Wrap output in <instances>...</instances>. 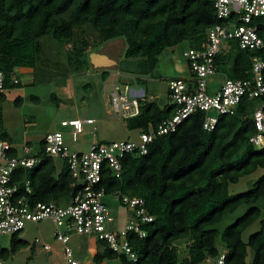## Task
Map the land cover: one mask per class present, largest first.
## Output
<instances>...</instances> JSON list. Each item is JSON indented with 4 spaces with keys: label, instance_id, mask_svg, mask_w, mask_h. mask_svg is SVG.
<instances>
[{
    "label": "trees",
    "instance_id": "16d2710c",
    "mask_svg": "<svg viewBox=\"0 0 264 264\" xmlns=\"http://www.w3.org/2000/svg\"><path fill=\"white\" fill-rule=\"evenodd\" d=\"M219 22L225 20L217 18L214 0H0V70L5 75L0 101L6 91L21 84L18 68L39 74L42 66L53 63L46 52L47 38L58 41L56 45L62 49L66 46L68 61L78 69L89 67V53L95 47L123 38L125 52L119 69L138 76L151 73L167 48L185 41L189 48H200L210 27ZM85 24L93 27L92 42L85 38V31L78 30ZM260 34L264 37L262 28ZM255 56L264 59V46L242 50L237 40H231L216 56L218 74L251 78ZM132 59L135 66L129 67ZM262 102L245 96L233 114L219 115L213 130L203 126L206 113L195 112L175 132L157 135L147 154H127L122 175L106 176L107 193L121 191L143 198L154 220L141 223L147 231L145 237L128 232L137 260L100 241L101 249L91 264L113 260L121 264H205L207 258L217 259L221 254H225L226 264H248L249 248L253 250L251 264H264V220L247 242L242 238L244 230L261 215L256 203L264 199V174L247 191L229 195L230 184L264 168V146L250 142L257 132L252 115ZM175 111L174 103L162 108L147 99L139 102V113L126 117V123L130 129L156 134L158 125ZM1 126L0 122V138L14 142ZM42 146L41 141V161L20 169L19 177L30 180L33 201L67 205L74 195V177L65 162L56 174V159L45 154ZM243 204L249 205L248 211L224 231L211 227ZM117 217L120 225L122 218ZM127 218H134L133 211H128ZM183 241L188 255L180 258L176 243ZM24 245L20 241L11 249L0 247V256L7 258Z\"/></svg>",
    "mask_w": 264,
    "mask_h": 264
},
{
    "label": "built area",
    "instance_id": "2783aa9c",
    "mask_svg": "<svg viewBox=\"0 0 264 264\" xmlns=\"http://www.w3.org/2000/svg\"><path fill=\"white\" fill-rule=\"evenodd\" d=\"M214 1L217 18L225 22L210 27L200 48H189L183 53L189 62L191 78L168 80L169 97L176 111L171 118L158 125L156 134L141 132L138 142L121 140L96 143L86 152L72 150L61 131L46 133L36 151L29 140L19 146L0 138V235L22 231L28 221L51 220L56 225L53 236L62 245L65 264H82L70 245L72 231L91 242L106 241L110 248L126 252L131 259L137 260L128 232L133 230L140 237H145L147 231L142 229L141 223L151 222L154 217L147 212L143 198L121 191L107 193L104 184L106 176L122 175V161L127 154L135 151L147 154L149 144L157 135L175 132L185 119L198 111L206 113L204 128L213 130L219 115L233 114L245 96L263 100L252 115L257 132L250 137V142L256 147L264 146V59L258 56L252 58L251 78L225 77L211 93L209 78L218 74L216 56L231 40H237L242 50H255L264 46V37L260 34L261 28L264 31V0ZM4 80L5 75L0 70V94L4 90ZM14 81L18 82L19 78L15 77ZM126 92L131 99L118 83L114 84L111 94L113 108L127 117L137 115L139 102L148 99L147 93L130 85L126 86ZM212 111H216L217 115H213ZM85 123L93 124L95 119L73 118L61 122L64 127H71L74 141L84 132ZM41 141L44 153L62 159L74 177V195L67 205L33 201L30 180H21L19 177L20 169L32 168L41 161L38 154ZM107 194L117 196L134 213V218H127L122 227L106 200ZM62 225L66 227L63 229ZM44 249L55 251L48 243L44 244ZM205 264H226L225 254L217 259L207 258Z\"/></svg>",
    "mask_w": 264,
    "mask_h": 264
},
{
    "label": "rangeland",
    "instance_id": "374dc122",
    "mask_svg": "<svg viewBox=\"0 0 264 264\" xmlns=\"http://www.w3.org/2000/svg\"><path fill=\"white\" fill-rule=\"evenodd\" d=\"M91 24H85L78 29L86 32L85 38L91 42L95 40L92 34ZM93 28V27H92ZM77 31V29H76ZM78 31V33H80ZM49 39V40H48ZM52 42V43H51ZM58 42V41H57ZM54 40H45L46 52L51 57V65H44L39 74L34 70L17 69V74L21 79V84L5 92L6 96L0 101V122L1 130L6 131L13 138L14 143L21 145L29 140L33 149L39 148L40 140L48 132L61 131L64 134L65 142L72 150L86 152L96 143L140 140L141 129H130L126 123L123 112H117L112 105L111 94L114 84L118 83L121 89L131 99L126 92V86L146 91L148 99L156 102L160 107L172 104L170 99L168 80L172 78H191V72L184 56V52L189 48V42L185 41L177 46L164 50L159 55L158 61L151 73L128 74L119 69V63L124 59L125 41L123 38H116L103 45L95 47L92 52H96L104 46L101 53L107 55L112 64L103 67H93L89 64L87 69L76 68L74 62L68 61V54L64 46L56 45ZM59 43V42H58ZM92 52L89 53V60ZM91 63V62H90ZM135 60L128 62V66H135ZM79 65V64H78ZM80 66V65H79ZM30 69V68H29ZM136 77L142 78L141 82L135 81ZM210 93L216 90L225 75L219 73L209 77ZM132 81L126 84L125 81ZM217 115L216 111H212ZM95 119L93 124H84V132L80 134L77 141L73 140L71 127L62 126L61 122L68 119ZM56 174L63 168V160L56 159ZM264 174V168H259L251 175L242 177L237 183L230 184L229 195L247 191L253 183ZM109 206L113 214L120 215L121 224L124 226L128 211L131 209L121 204L118 197L107 196ZM261 209L258 220L246 228L242 234L245 242L249 240L252 233L262 228L261 221L264 220V199L261 198L256 203ZM249 209V205L243 204L234 212L224 215L223 219L212 225V228L224 231L227 226L234 223L243 216ZM63 229L66 225L61 226ZM56 225L51 220L40 222H26L22 231L18 234H1L0 247L11 249L13 243L23 241L24 247L16 253L10 254L7 258L0 256L2 264H65L61 243L53 236ZM70 245L79 257L82 254L93 255L94 249H101V245L95 241L89 242L83 235H78L72 231ZM48 243L54 247L55 251H46L44 244ZM180 258L187 256L186 241L177 242ZM249 250L248 264L253 259V250ZM84 260L87 258L83 256ZM112 262V263H111ZM110 264H121L119 260H113Z\"/></svg>",
    "mask_w": 264,
    "mask_h": 264
},
{
    "label": "water",
    "instance_id": "95a60500",
    "mask_svg": "<svg viewBox=\"0 0 264 264\" xmlns=\"http://www.w3.org/2000/svg\"><path fill=\"white\" fill-rule=\"evenodd\" d=\"M103 47H100L98 51L92 52L91 54L90 61L94 67H103L104 65L112 64V60L107 55L101 53Z\"/></svg>",
    "mask_w": 264,
    "mask_h": 264
},
{
    "label": "crops",
    "instance_id": "0c3cea01",
    "mask_svg": "<svg viewBox=\"0 0 264 264\" xmlns=\"http://www.w3.org/2000/svg\"><path fill=\"white\" fill-rule=\"evenodd\" d=\"M91 64H92V62H91ZM92 66H93V64H92ZM94 67V66H93ZM96 68H98V67H96ZM20 70H31V69H29V68H20ZM124 83H126V84H128L129 82L128 81H125ZM133 85V84H132ZM140 89H142V88H140ZM169 96V95H168ZM89 241V240H88ZM89 242H91V241H89ZM97 250L98 249H94V251L92 252L93 253V255L90 253V251H89V247H88V253H86V254H82L80 257L78 256V255H76L79 259H81V261L83 262V264H91L92 263V261H93V257H94V255H95V253L97 252ZM84 255H86L87 256V258L84 260L83 258V256ZM112 263V262H111ZM106 264H110V262H106Z\"/></svg>",
    "mask_w": 264,
    "mask_h": 264
},
{
    "label": "clouds",
    "instance_id": "9594fccd",
    "mask_svg": "<svg viewBox=\"0 0 264 264\" xmlns=\"http://www.w3.org/2000/svg\"><path fill=\"white\" fill-rule=\"evenodd\" d=\"M145 91V90H144ZM146 92V91H145Z\"/></svg>",
    "mask_w": 264,
    "mask_h": 264
}]
</instances>
